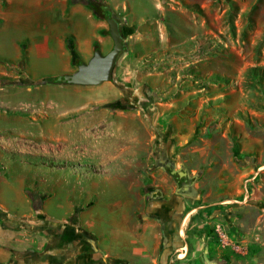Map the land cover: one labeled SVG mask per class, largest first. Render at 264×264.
I'll use <instances>...</instances> for the list:
<instances>
[{
	"label": "rangeland",
	"instance_id": "obj_1",
	"mask_svg": "<svg viewBox=\"0 0 264 264\" xmlns=\"http://www.w3.org/2000/svg\"><path fill=\"white\" fill-rule=\"evenodd\" d=\"M100 1L125 41L111 82L36 84L76 72L95 42L111 52L109 24L94 15L91 56L70 35L69 73L58 54H29L31 40L25 63L16 44L0 46L19 60L0 75V177L41 184L51 217L93 222L112 244L127 238L138 169L178 196L189 264H264V0Z\"/></svg>",
	"mask_w": 264,
	"mask_h": 264
},
{
	"label": "crops",
	"instance_id": "obj_2",
	"mask_svg": "<svg viewBox=\"0 0 264 264\" xmlns=\"http://www.w3.org/2000/svg\"><path fill=\"white\" fill-rule=\"evenodd\" d=\"M92 16L88 8L71 4V0H0V46L16 44V50L21 51L22 44L31 40L34 45L28 49L29 54L47 60L58 54L63 71L69 73L73 58L67 37H75L83 59L91 56V45L97 38ZM17 62L0 57V75L8 74ZM103 170L105 167L100 166L95 173ZM134 174L128 198L135 207L132 216L125 218L127 238L112 244L104 243L93 232V222L84 223L74 214L63 220L51 217L45 209L48 193L41 184L22 178L15 186L0 177V264L193 263L194 258H188L189 244L184 243L187 233L178 229V196L167 194L152 177L140 180V175L144 178L140 170ZM37 201L43 203L38 211L34 205ZM93 206L91 199L84 208Z\"/></svg>",
	"mask_w": 264,
	"mask_h": 264
},
{
	"label": "water",
	"instance_id": "obj_3",
	"mask_svg": "<svg viewBox=\"0 0 264 264\" xmlns=\"http://www.w3.org/2000/svg\"><path fill=\"white\" fill-rule=\"evenodd\" d=\"M107 22L109 24L111 38L114 42L111 52L104 55L100 49L96 50L91 60L80 64L76 72L60 77V80L64 84L100 86L113 80L117 61L125 50V41L122 38L119 22L115 18H110ZM172 174H177L180 178L186 176L185 173L178 170H173Z\"/></svg>",
	"mask_w": 264,
	"mask_h": 264
},
{
	"label": "trees",
	"instance_id": "obj_4",
	"mask_svg": "<svg viewBox=\"0 0 264 264\" xmlns=\"http://www.w3.org/2000/svg\"><path fill=\"white\" fill-rule=\"evenodd\" d=\"M71 4H82L86 8H88L97 19H104L108 20L110 18H113V12L112 10L104 3H102L100 0H71ZM71 36H68L69 42L68 49L70 50L73 58V64H76L77 60L79 61V53L76 47V42L74 39L70 40ZM95 51L98 50V44L97 42L94 43ZM22 59L20 60V63L27 60L26 58V49L23 48L22 52ZM83 62H79V65ZM37 85H45V84H54V85H62L64 82L60 80V77H43L39 81L36 82ZM178 176V175H177ZM179 177V176H178ZM180 178V177H179ZM35 205V210H41L42 205Z\"/></svg>",
	"mask_w": 264,
	"mask_h": 264
}]
</instances>
